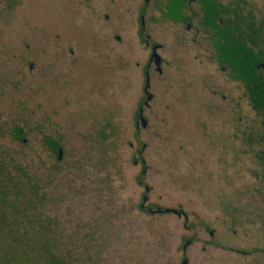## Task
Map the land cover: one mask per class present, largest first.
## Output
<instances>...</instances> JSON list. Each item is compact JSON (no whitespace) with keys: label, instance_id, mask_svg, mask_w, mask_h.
Instances as JSON below:
<instances>
[{"label":"rangeland","instance_id":"1","mask_svg":"<svg viewBox=\"0 0 264 264\" xmlns=\"http://www.w3.org/2000/svg\"><path fill=\"white\" fill-rule=\"evenodd\" d=\"M248 1L264 16V0ZM139 4L114 0L108 10V0H0V143L21 150V161L43 182L46 213L73 251L72 264H264L258 149L250 152L244 139L241 160L229 156L220 166L216 146L185 132L204 116L215 131L223 125L215 106L234 109L235 102L212 101L206 115L212 70L194 64L193 54L166 53L172 76L153 81L147 128L135 126L142 84L129 73L145 49L129 36ZM57 47L72 49L80 62H97L113 48V73L105 71L102 82L81 75L63 85L47 53ZM226 89L235 98L234 86ZM242 109L245 132L256 117L247 101ZM15 126L23 130V147L11 143ZM45 137L61 146L60 160L43 145ZM143 196L149 209H182L187 221L140 212Z\"/></svg>","mask_w":264,"mask_h":264},{"label":"flooded vegetation","instance_id":"2","mask_svg":"<svg viewBox=\"0 0 264 264\" xmlns=\"http://www.w3.org/2000/svg\"><path fill=\"white\" fill-rule=\"evenodd\" d=\"M113 6L114 0H108V10H111L110 8ZM110 14L104 15V20L107 22L110 21ZM227 20L230 21L229 29L225 27ZM246 21L251 22V26L254 28L252 31L246 28ZM135 22L136 30H133L131 23L132 30L129 38L135 36L138 43L145 49L143 50L144 53L148 51L145 56L141 54L142 50L139 52L138 55L139 57L142 56V59L134 64V69L130 70L129 73L130 75L132 73L137 75L142 84V96L139 99L135 117L136 128H139V125L141 127L140 118H144V112L150 108V103L154 99L153 93L150 92L153 81L161 80L163 82L164 79L172 76L170 71L174 69H170L169 66L171 64L165 54L170 53L173 57L193 54L192 60L194 64L199 68L203 67L212 70V73L207 77L210 83L207 84L205 82V86L208 89L206 98L209 103L208 108H210L207 111L205 110L206 115L211 112L212 101L235 103L233 104L234 109L229 111L220 110V107L215 106L214 117L223 123V125L213 126L215 131H211L212 126L207 124L208 117L204 116L206 120L201 123L200 127L188 128L185 132L196 134L198 140L206 141V147L216 146V149L220 150L219 157L216 160L218 165L221 166L223 164V166H226L227 157L229 156L231 160L236 162L241 160L245 137L242 108L243 102L248 101L249 96L245 93L244 83L240 78L242 76V62H238L237 78H233L232 67L227 61L222 60V54L224 47L227 44L232 47L233 43L238 48H242L245 44L256 53L258 51L264 53V16L258 13L256 8L251 7L248 0H140L139 7L136 10ZM114 39L120 40L117 36ZM47 53L54 55L53 58L49 57V59L58 63L60 67L59 73H55L54 77L61 79L63 85L70 82L74 77L81 75L89 76L94 81L102 82L105 71H108L109 75L110 71L113 73V48H108L107 57L97 56L95 59V61L98 59L105 61L106 59V62L103 63L98 62L99 60L97 62H80L75 57V52L72 49L63 50L61 47L48 48ZM153 53L157 55V59L153 58ZM239 59H242V56ZM105 63L107 67H105ZM130 64L129 60L128 65ZM29 69L33 70L34 64H30ZM78 69L82 71L80 70L79 72ZM256 70L258 77L264 79V57L256 65ZM217 73L221 78L217 77ZM217 79H222L223 83H220ZM227 86H234L236 91L235 98L232 96V89L227 90ZM148 97H150V100H148ZM65 98L69 102L68 98ZM90 99L92 100L94 97ZM220 118H224V120ZM144 120L147 123L145 118ZM147 125L145 128H141L146 129ZM197 137L195 136V139ZM233 147L235 148L234 157ZM144 149L145 146H142V150ZM60 150L62 151V149ZM61 155H58L59 160ZM138 162L139 160H134V165H137ZM140 162L141 165L145 164L142 158ZM144 169L147 172V168L144 167ZM145 174L142 173V175ZM139 184L141 185L142 182H139ZM146 187H144V190ZM143 198L142 202L137 206L138 210L144 214H158L155 212L161 207L155 210L149 209L146 206L148 198L145 203H143ZM162 209L169 212L159 215L168 214L177 218L183 217L187 221V216L182 209ZM174 210L180 211V215L171 212ZM191 243L190 241L186 242V247L184 248L185 245L183 246V251Z\"/></svg>","mask_w":264,"mask_h":264},{"label":"trees","instance_id":"3","mask_svg":"<svg viewBox=\"0 0 264 264\" xmlns=\"http://www.w3.org/2000/svg\"><path fill=\"white\" fill-rule=\"evenodd\" d=\"M225 27L230 28L229 20ZM246 28L254 29L250 21H246ZM263 57L262 51L256 53L245 44L238 48L235 43L232 47L227 44L222 54V60L232 67L233 78H237L238 62H242L240 78L249 96L247 103L256 117L248 125L244 139L250 152L258 149L256 154L261 162H264V79L258 77L256 65ZM9 135L12 144L23 147L21 127L11 128ZM43 145L59 160L58 142L45 137ZM23 155L21 150L0 143V264H72L73 251L59 236L57 222L46 213L49 200L44 184L30 173L26 161H21Z\"/></svg>","mask_w":264,"mask_h":264},{"label":"water","instance_id":"4","mask_svg":"<svg viewBox=\"0 0 264 264\" xmlns=\"http://www.w3.org/2000/svg\"><path fill=\"white\" fill-rule=\"evenodd\" d=\"M156 58L157 59V55L155 54V53H153V58ZM148 87V86H147ZM146 92H147V89H146ZM148 100H150V97H148ZM140 114H141V112H140ZM141 120H140V122H141V127L142 128H145L146 127V125H147V123H146V121L144 120V118H140ZM61 153H62V151L61 150H59L58 151V155L60 156L61 155ZM145 172H146V169H144L143 170V174H145ZM145 192L146 193H148L149 192V189L146 187L145 188ZM147 201V197L145 196L144 198H143V203H145ZM165 212H169V211H167V210H165V209H162V208H158L157 210H156V212L155 213H158V214H162V213H165ZM171 212H173V213H176L177 215H180V211H171ZM186 247V245L184 246V248ZM182 264H187V260H184L183 261V263Z\"/></svg>","mask_w":264,"mask_h":264}]
</instances>
